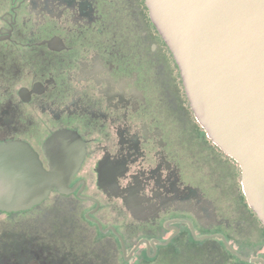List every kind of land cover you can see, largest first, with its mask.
Returning <instances> with one entry per match:
<instances>
[{"label": "flooded vegetation", "instance_id": "1", "mask_svg": "<svg viewBox=\"0 0 264 264\" xmlns=\"http://www.w3.org/2000/svg\"><path fill=\"white\" fill-rule=\"evenodd\" d=\"M15 141L76 168L0 211L21 218L0 223V264H264L241 166L198 122L146 0H0V145Z\"/></svg>", "mask_w": 264, "mask_h": 264}, {"label": "water", "instance_id": "2", "mask_svg": "<svg viewBox=\"0 0 264 264\" xmlns=\"http://www.w3.org/2000/svg\"><path fill=\"white\" fill-rule=\"evenodd\" d=\"M146 3L198 122L241 166L248 202L264 225V0ZM60 137L64 139L57 135L47 141L49 159L48 148ZM75 168L50 164L48 171L28 144H1L0 211L41 204Z\"/></svg>", "mask_w": 264, "mask_h": 264}, {"label": "rangeland", "instance_id": "3", "mask_svg": "<svg viewBox=\"0 0 264 264\" xmlns=\"http://www.w3.org/2000/svg\"><path fill=\"white\" fill-rule=\"evenodd\" d=\"M5 219V221H8V222H11L12 221H17L18 219L20 220L21 218H19L18 215H13V214H3V215H0V223L1 221Z\"/></svg>", "mask_w": 264, "mask_h": 264}]
</instances>
